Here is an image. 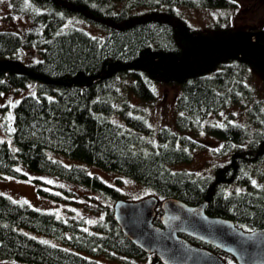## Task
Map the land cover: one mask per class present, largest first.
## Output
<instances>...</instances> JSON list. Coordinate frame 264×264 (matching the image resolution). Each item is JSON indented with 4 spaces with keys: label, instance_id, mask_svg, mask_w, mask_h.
Here are the masks:
<instances>
[{
    "label": "trees",
    "instance_id": "16d2710c",
    "mask_svg": "<svg viewBox=\"0 0 264 264\" xmlns=\"http://www.w3.org/2000/svg\"><path fill=\"white\" fill-rule=\"evenodd\" d=\"M11 3L16 13L29 15L30 25L23 34L0 30V92L30 82L36 83V91L15 105L14 145L0 139L1 174L26 177L24 169L29 168L120 197L116 185L54 158L50 152L56 151L127 175L161 197L190 204L207 198L208 214L231 218L244 229L264 226V107L253 99L246 81L249 67L264 69V31L254 40L229 33L216 36L191 27L175 11L176 5L225 7L230 0ZM151 9L165 13L152 15ZM71 16L98 27L103 35L69 23ZM24 47L38 49V58L19 60L17 53ZM159 82L178 86V113L175 129L162 126L154 132L130 99L152 100ZM237 103L247 115L244 123L230 117L201 123L210 112ZM202 126L221 140L215 152L226 156L208 175L178 166L202 147L194 136ZM109 251L140 258L147 254L121 231L109 208L86 228L82 219H64L0 193L1 258L32 264H106L90 254ZM145 264L163 263L150 255Z\"/></svg>",
    "mask_w": 264,
    "mask_h": 264
},
{
    "label": "rangeland",
    "instance_id": "374dc122",
    "mask_svg": "<svg viewBox=\"0 0 264 264\" xmlns=\"http://www.w3.org/2000/svg\"><path fill=\"white\" fill-rule=\"evenodd\" d=\"M230 1L232 3L225 7L176 5L175 11L191 27L216 36H224L229 33L232 36H240L247 40L253 37L252 39L254 40L261 35L264 31V0ZM151 11L154 13H151L152 15L156 13L163 15L165 13L163 9L159 11L151 9ZM68 22L83 27L92 35H103L101 29L83 19L71 16ZM29 25L30 17L28 14L16 13L13 10L11 0H0V30H11L18 34H23ZM38 52V49L34 47H24L18 51L17 57L23 62H28L36 60ZM248 70L246 81L252 88L253 99L259 100L264 107V69L249 67ZM155 87V97L152 100L141 101L137 98H131V103L140 109L154 132L162 126L175 129V118L178 113L175 99L179 93V88L177 85L164 82L156 83ZM35 91L36 83L30 82L27 86L0 92V139L6 140L11 146L14 145L13 119L15 105L21 96L26 93H34ZM243 109L239 103L231 104L217 112H210L201 123L205 124L215 120H222L225 117L244 123L247 115ZM194 136L198 138L197 142L202 147L193 149L192 159L189 162L180 163L178 166L190 169L198 175H208L212 172V166L215 163L221 162L226 158L225 155L215 152L221 145V140L205 130L203 126L195 132ZM151 138L153 141H157L154 134ZM50 154L66 164L80 165L89 173L97 174L108 184L116 185L120 192L119 198L124 200L136 201L150 195L157 196L158 204L156 205L154 221L158 220L159 222L158 216L161 213L159 204L163 197L157 195L150 187L127 175L102 169L80 159L69 157L61 152L51 151ZM260 167L264 168V160ZM24 171L27 176L21 178L0 173V193L6 194L17 201L28 202L39 209L53 212L56 216L64 219H82V225L86 228H92V225L104 216L106 208L111 211L115 201L114 198L105 195L103 192L54 174L29 168H25ZM40 188L62 195L64 198H54L50 194L42 192ZM63 188H66L69 194H65L62 190ZM22 229L43 240L56 244L60 243L52 236L29 228ZM198 244L203 245L202 242H198ZM215 252L224 260L225 264H239L231 254L219 249ZM114 253L109 251L97 255L90 254V257L106 264H145L151 255V253H147L144 258H140L124 254L113 255ZM0 264L32 263L0 257Z\"/></svg>",
    "mask_w": 264,
    "mask_h": 264
},
{
    "label": "water",
    "instance_id": "95a60500",
    "mask_svg": "<svg viewBox=\"0 0 264 264\" xmlns=\"http://www.w3.org/2000/svg\"><path fill=\"white\" fill-rule=\"evenodd\" d=\"M207 203V198L190 204L174 196L163 197L159 223L154 221L155 195L136 201L117 198L111 213L135 245L163 264H225L214 250L190 238L231 254L239 264H264V226L244 229L231 218L208 214Z\"/></svg>",
    "mask_w": 264,
    "mask_h": 264
},
{
    "label": "flooded vegetation",
    "instance_id": "af4514ba",
    "mask_svg": "<svg viewBox=\"0 0 264 264\" xmlns=\"http://www.w3.org/2000/svg\"><path fill=\"white\" fill-rule=\"evenodd\" d=\"M251 38H253V37H251ZM253 40V39H252Z\"/></svg>",
    "mask_w": 264,
    "mask_h": 264
},
{
    "label": "snow or ice",
    "instance_id": "6c2138e0",
    "mask_svg": "<svg viewBox=\"0 0 264 264\" xmlns=\"http://www.w3.org/2000/svg\"><path fill=\"white\" fill-rule=\"evenodd\" d=\"M253 183H255V182H253Z\"/></svg>",
    "mask_w": 264,
    "mask_h": 264
}]
</instances>
